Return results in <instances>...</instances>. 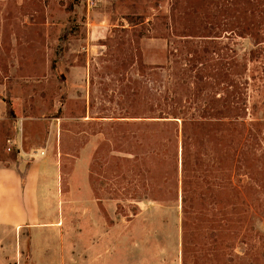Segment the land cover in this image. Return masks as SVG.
<instances>
[{
    "label": "rangeland",
    "instance_id": "1",
    "mask_svg": "<svg viewBox=\"0 0 264 264\" xmlns=\"http://www.w3.org/2000/svg\"><path fill=\"white\" fill-rule=\"evenodd\" d=\"M263 3L0 0V165H14L21 148H44L52 134L58 171L37 226L0 224V264H264V182L241 186L239 199L219 207L214 221L207 204L196 205L199 215L184 236L168 162H152L161 190L152 196L124 160L116 179H108L114 160L97 167L108 177L92 173L116 123L124 137L119 146L107 144L103 156L129 159L131 148L143 154L148 131L172 132L161 125L164 111H194L204 86L190 79L198 68L202 76L210 71L202 59L186 72L187 42L222 35L223 53L240 59L254 40L230 31L248 25L244 15L264 26ZM173 153L168 148L163 156ZM255 175L264 181V168Z\"/></svg>",
    "mask_w": 264,
    "mask_h": 264
},
{
    "label": "trees",
    "instance_id": "2",
    "mask_svg": "<svg viewBox=\"0 0 264 264\" xmlns=\"http://www.w3.org/2000/svg\"><path fill=\"white\" fill-rule=\"evenodd\" d=\"M253 1L244 0L245 3ZM261 13L264 14V9L258 15ZM241 19L248 25L239 26V30L232 29L231 34H249L254 44L240 59L238 53H223L222 35H202L201 44L187 42L191 57L186 62V72L190 73L198 62L203 66L201 60L204 59L210 74L202 76L201 68H198L191 77L195 81L190 79L196 86H204L195 97L198 104L194 111L177 107L164 111L165 116H160L164 119L161 125L171 127L172 132L148 131L144 135L147 145L141 156L131 148L128 153L133 158H104L105 146H119L121 137H124L117 134L120 125L116 123L110 143L104 139L95 155L93 174L108 177V169L101 174L97 167L101 159L106 163L114 160L117 162L112 170L114 173L108 179H116L123 174L119 161L124 160L131 163V178L143 176L141 187L151 196L161 191L156 188L152 162L157 158L168 162L173 168V173L169 174L170 179H175L176 195L182 198L184 236L191 228L190 221L199 215L196 205L207 204L210 209L206 216L214 221L223 214L219 207L239 199L241 186L253 190L264 182H259L254 176L255 169L264 168V26L254 24L245 15ZM207 87L210 90L204 92ZM7 113L12 115L11 110ZM146 127L152 129L148 124ZM168 148H172L174 153L171 157H164ZM12 159L15 161L16 157ZM22 174L24 176V171ZM136 191L134 187L132 192Z\"/></svg>",
    "mask_w": 264,
    "mask_h": 264
},
{
    "label": "crops",
    "instance_id": "3",
    "mask_svg": "<svg viewBox=\"0 0 264 264\" xmlns=\"http://www.w3.org/2000/svg\"><path fill=\"white\" fill-rule=\"evenodd\" d=\"M19 140L22 144L21 135ZM54 146L51 134L42 149L26 151L20 145L19 164L0 165V224L35 227L40 223L44 212L41 201L48 190L54 189L58 175L53 165Z\"/></svg>",
    "mask_w": 264,
    "mask_h": 264
},
{
    "label": "built area",
    "instance_id": "4",
    "mask_svg": "<svg viewBox=\"0 0 264 264\" xmlns=\"http://www.w3.org/2000/svg\"><path fill=\"white\" fill-rule=\"evenodd\" d=\"M9 142H10V140H9ZM11 149V148H10Z\"/></svg>",
    "mask_w": 264,
    "mask_h": 264
}]
</instances>
